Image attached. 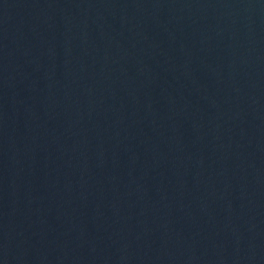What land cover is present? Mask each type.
Listing matches in <instances>:
<instances>
[{
  "label": "water",
  "instance_id": "water-1",
  "mask_svg": "<svg viewBox=\"0 0 264 264\" xmlns=\"http://www.w3.org/2000/svg\"><path fill=\"white\" fill-rule=\"evenodd\" d=\"M0 264H264V0H0Z\"/></svg>",
  "mask_w": 264,
  "mask_h": 264
}]
</instances>
